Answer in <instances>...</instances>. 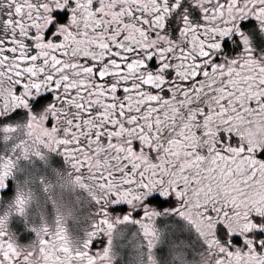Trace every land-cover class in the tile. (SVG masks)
<instances>
[{
    "label": "snow or ice",
    "instance_id": "snow-or-ice-1",
    "mask_svg": "<svg viewBox=\"0 0 264 264\" xmlns=\"http://www.w3.org/2000/svg\"><path fill=\"white\" fill-rule=\"evenodd\" d=\"M0 264H264V0H0Z\"/></svg>",
    "mask_w": 264,
    "mask_h": 264
}]
</instances>
